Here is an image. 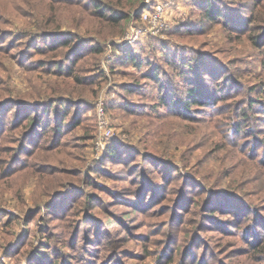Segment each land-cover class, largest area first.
Returning <instances> with one entry per match:
<instances>
[{
	"label": "rangeland",
	"instance_id": "obj_1",
	"mask_svg": "<svg viewBox=\"0 0 264 264\" xmlns=\"http://www.w3.org/2000/svg\"><path fill=\"white\" fill-rule=\"evenodd\" d=\"M213 1L0 0V264H264V0Z\"/></svg>",
	"mask_w": 264,
	"mask_h": 264
},
{
	"label": "trees",
	"instance_id": "obj_2",
	"mask_svg": "<svg viewBox=\"0 0 264 264\" xmlns=\"http://www.w3.org/2000/svg\"><path fill=\"white\" fill-rule=\"evenodd\" d=\"M140 1L142 0H90L91 4L93 5L92 9H90L91 14L93 15V17L96 19V21L100 24V25H111V26H115V27H121L123 26L126 22H128V20L131 17V13L134 10L135 7L138 6V4L140 3ZM204 5V4H202ZM203 7V6H202ZM206 19H208V21L211 20H215L217 18L220 17L221 14V10L220 8H218V6L215 5L213 0H210V2H207L206 5ZM251 21V20H250ZM250 23V22H249ZM79 41L78 39L72 41V42H68L65 41V45H70L67 48L70 50V53L68 54H75L76 50H78V45L77 44ZM96 53H100L101 49L95 47L94 49ZM129 58L133 63L135 64H140L139 61H137V59L132 55H130ZM80 61V60H79ZM73 65L78 64V60L77 58L75 60H72L70 62ZM56 67H55V71H59V72H65V71H69V70H65L66 69V65L67 63L65 62V60H58L57 62H55ZM94 65V64H93ZM154 73V74H153ZM153 73H149L147 74V76H151L153 77L154 80H158L159 77L156 75L155 76V72ZM69 74L72 75L75 78V81L78 83H82L84 82V77L82 78L81 76H77L74 75L73 72L70 70ZM210 74V72H209ZM198 82H195V85L193 87H190L187 89V97L185 98H180L177 94H170L171 95V99L167 96V95H163L161 94V101L164 102L165 104H168L170 107H173L177 110H181L184 111L186 109H189L188 106H190L191 103H203V102H210L213 98V96L208 95L199 85H197ZM128 90H130L131 88H128ZM167 89V88H166ZM165 90V89H163ZM162 90V91H163ZM185 99V100H183ZM57 102H60V106H68V102H72L73 105H75V100H71V99H67V98H59L57 100H54L52 105H50V108L52 109L51 106L55 107L58 106ZM17 104H19L17 102ZM25 106L29 107L30 104H26ZM54 107V110H55ZM64 113V112H63ZM69 112H67L64 116L68 115ZM55 116L58 114V109H56L53 113ZM76 115H74L75 117ZM38 118V115L35 113L32 117L31 120H34ZM42 122V120H41ZM31 123V127L35 126L36 123H34L33 121L30 122ZM30 127V125H29ZM52 264H57V262H53Z\"/></svg>",
	"mask_w": 264,
	"mask_h": 264
},
{
	"label": "built area",
	"instance_id": "obj_3",
	"mask_svg": "<svg viewBox=\"0 0 264 264\" xmlns=\"http://www.w3.org/2000/svg\"><path fill=\"white\" fill-rule=\"evenodd\" d=\"M148 8L149 7L147 6L143 7L142 18L145 21L151 23L155 27L156 25H158L159 21L161 20L162 15H163V10L165 7L163 4L159 3L157 4L154 10L150 11ZM99 128L101 132V135H100L101 141L99 142V144H101L102 139H104V137L111 136V129L108 127V122L106 121L102 113L99 114Z\"/></svg>",
	"mask_w": 264,
	"mask_h": 264
}]
</instances>
